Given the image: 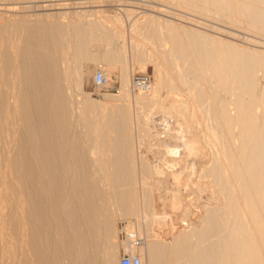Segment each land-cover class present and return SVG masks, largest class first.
I'll return each mask as SVG.
<instances>
[{
	"label": "bare ground",
	"instance_id": "1",
	"mask_svg": "<svg viewBox=\"0 0 264 264\" xmlns=\"http://www.w3.org/2000/svg\"><path fill=\"white\" fill-rule=\"evenodd\" d=\"M61 1L0 0V264H119V245L142 264H264V0L160 1L245 46L177 13L116 27ZM92 42L121 64L101 100L82 88ZM134 50L158 80L131 95Z\"/></svg>",
	"mask_w": 264,
	"mask_h": 264
},
{
	"label": "rangeland",
	"instance_id": "2",
	"mask_svg": "<svg viewBox=\"0 0 264 264\" xmlns=\"http://www.w3.org/2000/svg\"><path fill=\"white\" fill-rule=\"evenodd\" d=\"M23 1L26 2V1H29V0H26V1L23 0ZM55 1H57L56 3H60L59 1H61V0H52V2H55ZM69 1H72V0H69ZM82 1L85 2V4H83V7L81 9L86 11V12L93 13L92 16H90V17L88 16L89 19L90 18L94 19L95 17L97 18L98 16H103V17H105L107 19L112 20V23L114 22V26L117 25L116 27L121 26V24H123V23H124L123 26H126V24L128 26L135 19L140 18L143 14L153 13V14H157V15L161 16L162 18L171 19V17H169V16H171V13H174V14L177 13L178 15L181 14V16L183 15L184 17H187V18H189V17L190 18L192 17L194 19L196 18L198 21H201V22L203 21V23H206V24L208 23V25H211V28H209L211 30L208 29V31H207V29L198 28V30L200 32L208 33L209 35H212V36H218V37L220 36V38H225L226 37L225 39H229V38H227V36H224V35H226L227 31L228 32L232 31V33H234V32L236 33V37L234 39L230 38V40L232 42H234L236 44H240V45H242L241 43H243V38H245V37L249 38V39L250 38L253 39V37L250 35V32H248L249 35H248V33L245 34L247 32V30L244 31L243 28H242V31H241L240 27H232L231 28L228 24H225L224 22H221V21H217L211 15H207L208 20L206 21L207 18H205L201 14L199 15V13H197V12L194 13V11H192V10L190 11L189 9H185L183 7L175 6L173 4H166L165 2H160L161 0H153V1L152 0H134V2H133V0H123V1H127V3L130 2L128 5H127L126 2H121L122 0H100V1L99 0H82ZM40 2H41V0H37V2H36V0H32L33 4L36 3L35 5H39L38 3H40ZM145 3H146V5H144ZM118 4H120V5H118ZM131 4H133V5H131ZM129 9H130V11H129ZM159 9H162V11H158ZM66 10H68V9H66ZM73 10H77V9H73ZM150 10H155L157 12H151ZM41 12L42 11H37V13H41ZM117 15H118V17H117ZM126 15H127V17H126ZM129 16H131L130 19H129ZM196 16H198V17H196ZM88 17H86V18H88ZM113 17H115V18H113ZM117 18L120 19L122 22L121 21L119 22V20ZM126 18H128V21H127ZM1 20L2 19H0V21ZM220 24H222V25H220ZM111 25H113V24H111ZM213 27H214V29H213ZM215 28H218L219 31L215 30ZM212 30H214V32ZM198 34H199V32H198ZM199 37L200 36H198L197 38H199ZM200 38L198 40H200ZM137 39H138L139 44L142 47H151L152 46L151 42H149L144 36H139V37H137ZM245 45L246 44L243 43V46H245ZM90 47L92 49V53H94L96 55V58L94 60H84V61H82L83 71L86 72V70H88V73L85 74L84 80L82 82L83 90L85 91V93L89 94L92 99H96V100H101L103 98V96L106 95V94H117L119 92V89H120V81H119L120 79H119V77H121V76H119V75H121L120 74V72H121L120 68L121 67H119V66L121 64L118 63L117 60H116V62L108 60V61H111L110 63H108L106 61V59L103 58V56H104L103 52L98 51L99 47H104L105 48V46L102 43L98 44V43L92 42ZM258 49H260V48H258ZM261 49H263V48H261ZM133 52H135V54H136L138 51L136 52L134 50ZM142 53L143 52H141V54ZM137 54H139L140 60L142 59L141 61L137 57L136 58H132L130 56V61L128 59L129 63L128 62L126 63V65H127L126 68L128 69L127 72H129V68H130V71H131V76L130 77L128 76L130 79L129 78L128 79L131 80V77L134 74H142V73L148 74L152 78V86H151V88L149 90V91H151L156 86V82L158 80V79H156L157 77L155 75V67H154L153 64H151L152 63L151 61L147 60L145 57L142 58L143 56H145L144 53L142 54V56H141L140 52H138ZM115 63H117V64L113 65ZM101 70L108 71V78L111 79V81H110V84L106 88L98 89L94 85L93 76H94L96 71H101ZM129 85H130V82H129ZM166 85L167 84H165V86ZM128 88L130 90V94L131 95L138 93V92H132L130 87H128ZM157 88H158V86H157ZM163 88H158V91L160 93L159 95H161V96H164L166 94L165 91H166V89L168 87H165L164 89ZM190 195L187 198H190L191 202L193 204H194V202L197 203V204H194L195 205L194 210L197 211L198 208H196V207L198 205V202H196V201L198 199H196L197 198L196 194L192 193ZM192 197L195 198V199H193ZM193 204H192V206H193ZM178 215H180V217L184 216L182 213H178ZM136 220H137V218H133V217L131 218V221H133V222L136 221ZM137 221H136V223H137ZM126 235H128L129 237H133L134 236V237L138 238L139 237V232H138V230L136 231V229H135V231H132V234L131 233L130 234L126 233ZM119 236H121V235L119 234ZM116 240H117V242L119 244L120 243L119 242L120 239L118 240L117 237H116ZM116 250H117V252H119L118 254H120V255L122 253L128 252V251L121 250V245H119V247H117Z\"/></svg>",
	"mask_w": 264,
	"mask_h": 264
},
{
	"label": "built area",
	"instance_id": "3",
	"mask_svg": "<svg viewBox=\"0 0 264 264\" xmlns=\"http://www.w3.org/2000/svg\"><path fill=\"white\" fill-rule=\"evenodd\" d=\"M109 79L103 72L96 71L93 76V82L96 88L103 89L110 84ZM130 89L132 92H147L152 86V78L148 74H134L130 80ZM122 236V234H120ZM136 240L129 239L130 245L136 244ZM119 264H142L141 258L137 254L129 252L122 253Z\"/></svg>",
	"mask_w": 264,
	"mask_h": 264
}]
</instances>
